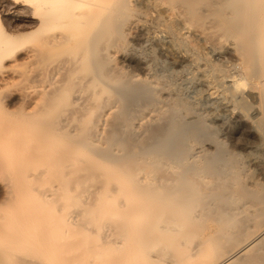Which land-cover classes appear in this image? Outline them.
Here are the masks:
<instances>
[{"label":"bare ground","instance_id":"1","mask_svg":"<svg viewBox=\"0 0 264 264\" xmlns=\"http://www.w3.org/2000/svg\"><path fill=\"white\" fill-rule=\"evenodd\" d=\"M8 1L13 12L20 6L34 7L30 15L17 16L30 18L36 27L0 36V84L7 78L5 61L24 52L38 56L37 49L27 52L26 44L46 28L59 32L44 45L73 50L68 60L41 70L43 98L33 97V89L20 97L32 109L22 120L27 124L23 133L29 132L25 137L17 134L19 124L0 122V141L12 144L10 157L19 154L29 162L34 155L56 156L53 159L72 160L66 167L71 172H100L104 188L120 196L104 211L110 219L117 218L118 226V237L112 240L109 234L107 242L128 245L132 254L131 261L120 264H135V243L141 251L164 243L179 259L204 257L208 264H264V0H166L163 12L179 22L177 31L215 44L235 67L232 73L217 69V77L234 89L219 110L208 114L196 102L183 100L177 85L154 72L153 51L130 54L124 47L122 63L140 73L113 63L108 54L113 34L129 37L128 48H147L153 39L155 28H149V19L136 4L135 18L122 30L119 18L126 0ZM164 1L154 2L161 6ZM161 19H154L158 29ZM204 77L196 80L201 88L219 92L216 80ZM163 92L170 95L167 102L152 104L146 98L131 116L132 105ZM239 97L243 103L235 101ZM55 111L57 117L50 120ZM32 133L35 137L29 139ZM17 135L28 140L19 142L22 137ZM46 169H36L33 175L42 177ZM76 220L77 215L67 219L69 224ZM200 236V242H186L187 249L178 251L180 239ZM156 258L148 264H157Z\"/></svg>","mask_w":264,"mask_h":264},{"label":"rangeland","instance_id":"2","mask_svg":"<svg viewBox=\"0 0 264 264\" xmlns=\"http://www.w3.org/2000/svg\"><path fill=\"white\" fill-rule=\"evenodd\" d=\"M117 1L120 2L121 0ZM126 1L128 4L124 6L125 8L120 13L121 18H119L120 25L123 23L121 25L122 30H125L135 18L136 4L143 11L144 17L149 19L150 26H153H149V28L152 30L155 28V32L153 31L155 34H151L150 39L153 38L151 40L153 43L150 41V44L146 45L147 48L145 45L143 47L138 46L139 48L130 45L131 48L130 46L128 48L129 37L121 36L118 33L113 34V37L110 38L111 43L109 45L111 46L108 52L113 56V63L118 64L125 71L131 70V72L140 73L137 68L123 64L122 56H125L127 49H129L128 53L131 51L130 54L137 51V53L143 51L142 53L150 52L151 54L153 51L154 56H157L153 63L154 72L161 77L163 76L162 78L167 82L169 81L168 83L174 84V87L177 85L175 88L183 100L196 102L200 106L201 112L205 111L206 114L219 110L221 103L227 102L226 98L231 96V91L234 89H230L231 83L221 81L217 77V69H225L230 73L235 71L233 69L235 67L230 66L229 57H222L215 44L205 45L202 40L196 39L190 32L177 31L176 28L180 27H177L176 24L180 26L179 22L173 18L170 20L163 12L167 3L166 0L161 6H158L154 2L155 0ZM11 6L10 1L0 0V36H3L7 31L29 32L35 29L36 24L31 22L30 18L17 16V14L30 15L34 7L20 6L19 11L13 12ZM156 17L157 19L162 17L159 21V29V25L157 27L154 25ZM165 17L167 18L165 19ZM152 18L155 19L154 23H152ZM168 25H171L172 29ZM57 29L59 28H46L40 33L34 34L35 36L26 44L27 52H30V49H37V57L27 56L24 52L21 58L4 62L7 67V78L0 84V122L5 123L6 121V124L9 123L8 125H11L10 123L16 125L15 123H17L19 125L16 127L21 128L22 131L24 126H27L22 120H24L25 114L31 112L32 109L30 104L21 101L20 97H23L27 90L33 89V97L43 98L44 95L41 92L43 80L39 77L43 67L68 60L72 56L73 50L68 46L50 47L44 45V41L59 32ZM155 35L157 36L155 37ZM113 42L116 43L112 44ZM160 51L165 54L163 58H160ZM198 65H201L199 70ZM0 68H2L1 63ZM200 75H204L208 82L213 83L216 80L214 85H217L219 92L211 94L212 91H204L198 83ZM151 96L147 95L140 99L137 104H134L135 107L132 105L130 107L131 116L138 112L146 98L152 104L160 105L170 99L167 92L161 93L158 98ZM235 101L243 103L240 97ZM218 107L219 109H217ZM2 108L5 111L8 110L9 113ZM59 111L52 114L51 111V116L48 118L52 120V118L57 117ZM19 130L18 135L23 133ZM25 133L26 131L22 134L24 137ZM22 135L16 137V139L22 137L19 142L23 139L28 140V137L29 139L35 137L33 133L31 137L26 138ZM10 145H12L11 142L0 141V264H120L121 262H128V260L131 261L132 254L127 252L128 245L118 246L115 243L107 242L109 238L115 240V237H118L116 235V227L118 226L117 218L113 220L106 216L105 207L118 203L120 196L113 192L111 187L106 186L104 188L105 178L100 172H71L66 167L72 160L67 158L53 159L56 156H47V153L46 156L41 155L42 157L34 155L33 159L29 158V162L19 154L18 157L16 154H12L15 157L12 155L10 157ZM7 149L10 152H7ZM46 167L47 174L45 173L44 176L36 177L33 175L38 169H45ZM8 194L10 195L9 198H7ZM108 195H111L109 201L106 200ZM71 215H77V220L73 224H69L67 221ZM202 238L203 236H200L187 241L183 238L180 239L178 251L182 252L187 249L186 242L191 245L200 242ZM245 243L247 242L241 243L238 247ZM165 247L167 246L164 243H159L148 248L150 250L141 251L135 243V264L150 263L152 258H156L150 255L153 253L157 254L155 259L158 261L157 264H171L172 259L180 261L178 264H208L204 257H182L179 259V257L177 258V251ZM161 257L165 261L160 259ZM218 262L219 260L216 261V263Z\"/></svg>","mask_w":264,"mask_h":264}]
</instances>
